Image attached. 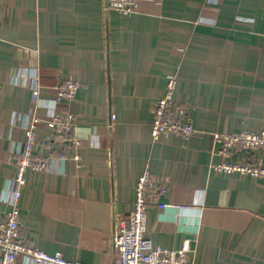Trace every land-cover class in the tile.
<instances>
[{
	"label": "crops",
	"instance_id": "0c3cea01",
	"mask_svg": "<svg viewBox=\"0 0 264 264\" xmlns=\"http://www.w3.org/2000/svg\"><path fill=\"white\" fill-rule=\"evenodd\" d=\"M105 2L0 0V211L16 189L13 150L38 74L36 115L71 112L80 144L51 171L26 172L17 201L25 239L68 260L113 264L115 221L132 211L148 169L168 188L160 201L180 206L149 207L153 246L187 240L194 264H264V177L212 168L223 161L215 133L264 131V0H139L127 17ZM169 76L192 108L186 141L151 139ZM66 79L77 83L75 97L52 103ZM38 126L37 139L46 138ZM239 156L264 165V147ZM14 264L33 263L19 255Z\"/></svg>",
	"mask_w": 264,
	"mask_h": 264
},
{
	"label": "built area",
	"instance_id": "2783aa9c",
	"mask_svg": "<svg viewBox=\"0 0 264 264\" xmlns=\"http://www.w3.org/2000/svg\"><path fill=\"white\" fill-rule=\"evenodd\" d=\"M139 0H106L104 9L115 11L123 17L138 11ZM32 102L24 116L22 142L13 150L15 172L13 181L16 189L12 200L6 201L7 209L0 211V262L14 264L19 255L27 257L33 264H88L83 261H72L60 254H49L42 251L22 235L17 204L22 188L26 184V172H49L52 162L69 157L67 146H78L80 140L76 134V118L68 111L59 112L49 108L47 118L41 120L35 113V106L40 99V78L38 74L30 76ZM177 77H167L166 90L162 97L155 100L151 110L150 135L153 141L161 137L176 136L188 140L195 132L188 104L175 98ZM78 85L71 79L62 81L56 88L53 102L71 101L76 94ZM112 115V120H114ZM40 122L48 127L49 135L37 139V129ZM110 126H113L111 122ZM215 138L221 141L218 154L223 161L212 165L215 171L222 173H239L252 177H264V165L261 157L250 161L239 156L241 150L259 153L264 147V131L240 130L231 133H215ZM46 149L45 155L38 153ZM79 161L80 155L71 157ZM165 183H158L154 175L146 169L138 177L135 185L133 209L127 217L115 221L112 238L115 250L113 264H194L191 259L189 241H184L178 249H167L153 246L147 236V211L155 206L164 209L168 206L180 208L179 205L166 204L160 198L167 192ZM213 264H225L217 261Z\"/></svg>",
	"mask_w": 264,
	"mask_h": 264
}]
</instances>
